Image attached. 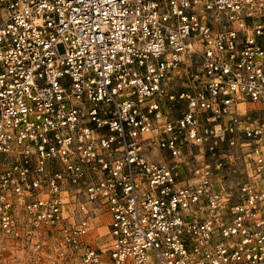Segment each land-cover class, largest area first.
<instances>
[{
	"label": "built area",
	"instance_id": "1",
	"mask_svg": "<svg viewBox=\"0 0 264 264\" xmlns=\"http://www.w3.org/2000/svg\"><path fill=\"white\" fill-rule=\"evenodd\" d=\"M0 234L26 264H264V0H0Z\"/></svg>",
	"mask_w": 264,
	"mask_h": 264
},
{
	"label": "rangeland",
	"instance_id": "2",
	"mask_svg": "<svg viewBox=\"0 0 264 264\" xmlns=\"http://www.w3.org/2000/svg\"><path fill=\"white\" fill-rule=\"evenodd\" d=\"M97 231L103 233L104 228ZM14 246L16 247L11 239L2 238L0 234V264H26L24 255Z\"/></svg>",
	"mask_w": 264,
	"mask_h": 264
}]
</instances>
